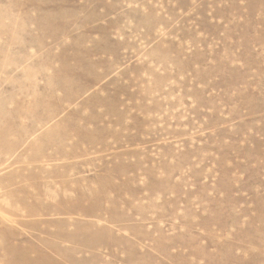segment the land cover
<instances>
[{"label":"rangeland","instance_id":"rangeland-1","mask_svg":"<svg viewBox=\"0 0 264 264\" xmlns=\"http://www.w3.org/2000/svg\"><path fill=\"white\" fill-rule=\"evenodd\" d=\"M0 264H264V0H0Z\"/></svg>","mask_w":264,"mask_h":264}]
</instances>
